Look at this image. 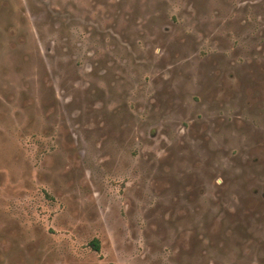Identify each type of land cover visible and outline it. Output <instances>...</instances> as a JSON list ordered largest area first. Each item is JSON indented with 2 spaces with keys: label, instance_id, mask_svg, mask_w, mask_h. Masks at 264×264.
I'll return each instance as SVG.
<instances>
[{
  "label": "rangeland",
  "instance_id": "rangeland-1",
  "mask_svg": "<svg viewBox=\"0 0 264 264\" xmlns=\"http://www.w3.org/2000/svg\"><path fill=\"white\" fill-rule=\"evenodd\" d=\"M0 264H264V0H0Z\"/></svg>",
  "mask_w": 264,
  "mask_h": 264
},
{
  "label": "trees",
  "instance_id": "trees-1",
  "mask_svg": "<svg viewBox=\"0 0 264 264\" xmlns=\"http://www.w3.org/2000/svg\"><path fill=\"white\" fill-rule=\"evenodd\" d=\"M92 245H93V247H95L96 249L99 248V242H98V241H93V242H92Z\"/></svg>",
  "mask_w": 264,
  "mask_h": 264
}]
</instances>
